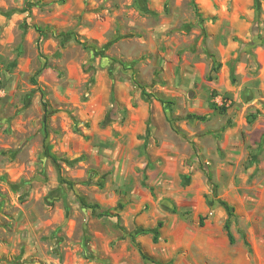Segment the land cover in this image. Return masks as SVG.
<instances>
[{"label":"rangeland","instance_id":"rangeland-1","mask_svg":"<svg viewBox=\"0 0 264 264\" xmlns=\"http://www.w3.org/2000/svg\"><path fill=\"white\" fill-rule=\"evenodd\" d=\"M0 264H264V0H0Z\"/></svg>","mask_w":264,"mask_h":264},{"label":"crops","instance_id":"crops-1","mask_svg":"<svg viewBox=\"0 0 264 264\" xmlns=\"http://www.w3.org/2000/svg\"><path fill=\"white\" fill-rule=\"evenodd\" d=\"M224 18H230L231 23H233V13L232 14H226L224 16ZM233 50V42L230 39L227 43L226 46H224V50H222L221 52V56L225 57V55H228L230 53V51ZM210 92H215V91H219L222 93H226L228 95H230V97L233 99V86L231 85H225V86H220L218 81H213L210 82V86H209ZM209 92V93H210ZM206 93V92H205ZM207 94V93H206ZM209 99V97H208ZM219 98H216V101H218Z\"/></svg>","mask_w":264,"mask_h":264},{"label":"trees","instance_id":"trees-1","mask_svg":"<svg viewBox=\"0 0 264 264\" xmlns=\"http://www.w3.org/2000/svg\"><path fill=\"white\" fill-rule=\"evenodd\" d=\"M257 6H258V4H256ZM36 30L38 31V32H42V30L41 29H39V28H36ZM76 37V36H75ZM119 64L120 65H122L121 64V62H119ZM141 90H142V92L144 93V90L142 89V88H140ZM190 118H192V119H195V118H198L197 116H190ZM200 119H202V118H200ZM225 230H226V233H227V237H228V240H229V242L232 244L233 242H234V240H233V238H232V236H231V234H230V230H229V225L228 224H226L225 225Z\"/></svg>","mask_w":264,"mask_h":264}]
</instances>
